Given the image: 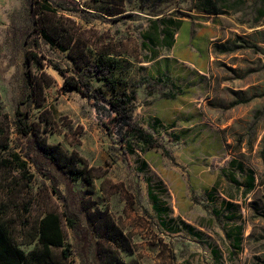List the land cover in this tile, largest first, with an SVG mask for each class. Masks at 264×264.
I'll return each mask as SVG.
<instances>
[{
	"label": "rangeland",
	"instance_id": "1",
	"mask_svg": "<svg viewBox=\"0 0 264 264\" xmlns=\"http://www.w3.org/2000/svg\"><path fill=\"white\" fill-rule=\"evenodd\" d=\"M203 1L0 0V203L25 252L54 213L47 264H264V0ZM70 53L114 61L154 147L62 89Z\"/></svg>",
	"mask_w": 264,
	"mask_h": 264
},
{
	"label": "trees",
	"instance_id": "2",
	"mask_svg": "<svg viewBox=\"0 0 264 264\" xmlns=\"http://www.w3.org/2000/svg\"><path fill=\"white\" fill-rule=\"evenodd\" d=\"M203 2L206 7L212 8L214 15L220 14L217 8L220 0H204ZM165 33L167 37H173L172 32L165 31ZM40 34L47 41H52L49 40L46 31H41ZM225 53H228V51ZM69 59L78 69L75 75H69L68 71L59 68L57 65L53 66L55 71L63 78L62 89L75 91L82 98L93 102V106L97 111L103 110L107 117L105 125L109 131L113 132L117 130L124 138L132 134L135 138L142 141V143L154 147L151 136L144 130L137 128L133 123L135 93L129 91L124 85L123 80L116 76L114 61L110 60L105 54L98 56L95 62L88 60L86 63H83L82 56H73L71 53L69 54ZM29 60L27 56L26 63ZM90 79L102 82V86L93 87ZM27 81H29V84L31 83L29 76L27 77ZM28 86L29 88H34V85ZM32 98L33 96H28V99H26L28 103L32 102ZM101 103L105 106H100ZM246 103H248L247 100L236 102L234 105ZM17 117L19 133L25 137L28 136L31 129L23 122L26 114L18 110ZM48 155L53 160L54 153L49 152ZM54 162L61 167L60 162H56L55 160ZM79 177L77 176V179ZM90 181L91 179L89 178L88 183ZM253 182V177H250L247 191L252 189ZM5 214V207L0 203V264H47L52 258L53 250L65 247L64 234L58 214L50 213L40 220L37 233L27 242L28 244L35 243V248L29 253L25 252L14 239L10 226L5 219ZM67 222L74 231L79 229V224L74 217H68ZM103 228V232L107 234L113 230L107 225L103 226ZM115 233L116 237H121V233L117 229H115ZM64 253L67 255L66 252Z\"/></svg>",
	"mask_w": 264,
	"mask_h": 264
}]
</instances>
